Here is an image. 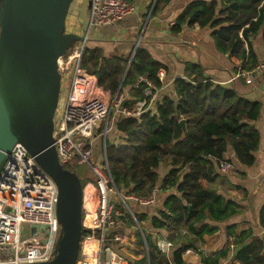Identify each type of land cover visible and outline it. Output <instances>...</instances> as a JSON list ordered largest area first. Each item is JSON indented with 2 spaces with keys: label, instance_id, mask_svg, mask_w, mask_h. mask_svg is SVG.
I'll use <instances>...</instances> for the list:
<instances>
[{
  "label": "trees",
  "instance_id": "trees-1",
  "mask_svg": "<svg viewBox=\"0 0 264 264\" xmlns=\"http://www.w3.org/2000/svg\"><path fill=\"white\" fill-rule=\"evenodd\" d=\"M171 1L158 0L153 14L160 4ZM184 26L210 29L216 49L245 62L244 67L251 70L259 63L254 44L257 38L261 37L264 46V0H195L178 17L172 32L178 35ZM130 59L105 57L103 49L89 44L82 68L114 95ZM161 69L166 67L140 45L120 93L131 90L132 96L143 99L147 85L138 84L141 77L156 90L161 89L163 83L157 78ZM186 78L176 79L174 92L160 95L141 116L119 118L117 130L122 143L113 145L107 140L110 175L120 194L148 198L157 191L156 202L149 206L127 199L132 203V215L124 212L127 226L141 228L146 235L141 242L142 257L126 260L128 264H186L183 255L193 248L202 256L203 264H264V239L252 230L239 237L230 260L228 249L200 252L196 247L204 236L217 233L222 228L219 224H227L241 211L242 206L225 195L224 186L235 187L231 177H245L241 171L258 163L262 134L257 123L264 117V99L252 101L233 85L210 81L199 63L186 64ZM131 103L126 106L131 107ZM215 159L226 160L238 173L223 175ZM163 168L169 170L161 178ZM161 190L168 192L165 197L159 195ZM138 207L151 213H141ZM259 220L264 230V204ZM236 229L235 224L227 225V236H235ZM162 232L175 245L169 257L157 246L155 234ZM182 235L194 238L184 245ZM112 250L116 253L114 246Z\"/></svg>",
  "mask_w": 264,
  "mask_h": 264
},
{
  "label": "built area",
  "instance_id": "built-area-1",
  "mask_svg": "<svg viewBox=\"0 0 264 264\" xmlns=\"http://www.w3.org/2000/svg\"><path fill=\"white\" fill-rule=\"evenodd\" d=\"M134 11L130 0H92L89 31L84 38L73 42L58 61L62 87L65 80L71 79L65 96L60 94L54 119V146L64 168L70 170L75 165H90L95 141L99 137L97 132L110 119L113 111L128 118L139 117L156 100L154 84L141 77L138 84L145 82L147 85L143 99L127 107V95L117 92L110 103L107 100L109 94L99 86L96 76L82 68L90 29L115 26ZM263 74L264 58L251 70L240 69L234 79L252 84L256 77ZM157 78L164 83L165 72L160 70ZM108 125L109 122L103 128L104 135L108 133ZM104 151V164L92 167L98 177L96 184L88 183L82 188L83 228L76 264H118V254L111 247L103 259L105 243L124 241L119 232H113L111 238L107 237V232L119 225L116 217L122 216L116 211L112 196H118L123 202L129 199L142 206L152 205L157 200V191L148 198L120 194L113 184L106 149ZM215 162L223 175L236 172L226 160L215 159ZM262 173L264 177V161ZM58 200L59 189L55 181L22 144H16L0 168V264H45L55 259L63 234L57 216ZM25 223L32 227V237L26 240L21 234ZM157 246L169 257L175 245L159 236Z\"/></svg>",
  "mask_w": 264,
  "mask_h": 264
},
{
  "label": "water",
  "instance_id": "water-1",
  "mask_svg": "<svg viewBox=\"0 0 264 264\" xmlns=\"http://www.w3.org/2000/svg\"><path fill=\"white\" fill-rule=\"evenodd\" d=\"M73 1L0 3V168L19 143L58 186L57 216L63 234L55 259L45 264H76L83 228L82 185L73 172L60 164L53 138L62 87L58 61L74 41L81 39L74 33H65ZM181 126L185 128V121ZM145 235L146 231L142 232L144 241Z\"/></svg>",
  "mask_w": 264,
  "mask_h": 264
},
{
  "label": "crops",
  "instance_id": "crops-1",
  "mask_svg": "<svg viewBox=\"0 0 264 264\" xmlns=\"http://www.w3.org/2000/svg\"><path fill=\"white\" fill-rule=\"evenodd\" d=\"M157 1L152 0L149 6L146 7L144 14L126 17L112 27L94 28L90 34L89 44L92 47L103 49L105 57L108 58H131L136 47L141 45L155 61L166 67V69H161L165 72L166 78L162 88L155 91L156 98L162 94L166 95L169 92H174V81L176 79H187V63H199L204 69V75L210 81L217 84L236 86L247 98L264 99V74L256 77L252 84H247L243 79H234L240 69H246L244 67L245 62L219 52L214 45L210 29H200L199 26L192 28L184 26L180 34L176 35L172 32V26L176 24L178 17L195 0H172L167 5L160 4L157 13L153 14ZM91 2L92 0H74L73 2V5L76 4L72 12L74 10V14L82 18L85 22L82 28L86 27V30L89 29L90 25ZM254 44H256L255 50L260 62L264 58V46L261 37L257 38ZM238 80H242L243 84H238ZM252 86H254L253 89H251ZM125 95L133 103L136 100H140L139 97L132 96L131 90L126 91ZM133 103H131V106ZM120 117L122 116L119 112L113 111L110 119L104 123L106 126L107 122H109L108 133L115 131L116 145L122 143V135L117 130V123ZM257 127L264 129V117L257 123ZM257 155V165L251 169L241 171L245 174V177L237 176L238 172L231 174L236 175L230 179L232 184L235 187H241L243 190H238L228 184L224 186L225 195L236 200L242 206L240 213L234 216L227 224H219V227L222 226V228L214 235L204 236L203 242L196 245L198 251L218 252L224 248L231 251L232 248L236 247L239 237L249 230H252L255 236L264 239V230L259 226V212L264 204V177L262 173L264 135ZM168 170V168L160 170L161 178L167 174ZM167 193L164 190L159 191L160 196L165 197ZM136 209L141 213H151L145 208L138 207ZM233 224L237 225L235 236L228 237L226 227ZM117 229L109 230L107 237L111 238L113 232H117ZM155 235L168 239L167 234L164 232ZM193 238L192 236L182 235L181 241L184 245H187ZM109 243L111 248L115 244L114 242ZM124 251L129 255L128 257L135 259H140L143 253V250H139V245L136 243H129ZM187 252L183 255L186 264H203L202 256L193 248L187 250ZM231 257L229 252L228 259L230 260ZM117 258L119 260V262L116 260L118 264H128L126 259L118 255ZM222 264H227V261L222 262Z\"/></svg>",
  "mask_w": 264,
  "mask_h": 264
},
{
  "label": "rangeland",
  "instance_id": "rangeland-1",
  "mask_svg": "<svg viewBox=\"0 0 264 264\" xmlns=\"http://www.w3.org/2000/svg\"><path fill=\"white\" fill-rule=\"evenodd\" d=\"M152 0H133V4L135 7V11L132 15H136L138 16L139 14H144L146 12V7L149 6L150 2ZM74 2V1H73ZM76 4V3H75ZM74 4V5H75ZM73 5V3H72ZM70 8L69 10V14L67 16L66 19V24H65V33H74L76 35H78L80 38H84L87 34V32L89 30H86V27L82 28L83 24L85 23L81 17H78L77 15H75L74 10L72 12V9L74 7V5ZM93 28L90 29V34L92 33ZM90 39V38H89ZM76 42V41H74ZM89 46V43L87 44ZM70 83H71V79L69 78L68 80H65L64 82V86L62 87V97L65 96L66 92L70 87ZM238 84H243L242 80H238ZM236 87V86H234ZM237 88V87H236ZM254 86L251 87V89H253ZM105 90V89H104ZM238 91H240L237 88ZM105 92H107L109 95L107 97L108 102H112V100L114 99L115 95L117 94H112L110 91L105 90ZM241 92V91H240ZM123 94L125 95V93L123 92ZM126 96V95H125ZM127 97V96H126ZM252 101H255L257 99L255 98H249ZM127 105V103L125 104ZM105 127V124H103V127L99 129V131L97 132L96 136H99L96 141H95V145H94V152H93V157L90 161V165L85 163L83 165H75L73 168H70L71 172H73L77 178L79 179L82 188L88 184V183H93L96 184L97 182V175L95 174L94 170L92 167H97V166H101L102 164H104V153H105V149H106V145H105V141L107 144V140L110 144L116 145L115 143V131L107 133L106 135H104V131L103 128ZM103 132V133H102ZM260 132L262 134V137L264 135V129L262 127H260ZM100 134H103L102 136H100ZM115 197V196H114ZM113 202L114 205L116 207V211L122 215V216H117L116 220L118 221V229L117 231H120L121 235H123L124 237V241L123 243H118V244H114V248L116 249V253H119V256H121V258L126 259V257H128L129 255H127V253L124 251L125 249H127V245L129 243H136L139 245V250H143V247L141 246V241L143 240L142 237V233H141V228H133V227H128L126 224V220L123 218L125 216H123L126 213H129L130 215H132V213H130L131 210V206L132 203L128 202L127 200L125 202H123L118 196L115 197V199L113 198ZM91 207L94 208V204H91ZM21 234H22V238L24 240L26 239H30L32 237V227L30 224H23L21 227ZM110 247V243H105L103 246V259L106 257V252L107 249ZM110 249V248H109ZM234 252V248L231 249L230 251V255L232 256ZM117 262H119V260H117Z\"/></svg>",
  "mask_w": 264,
  "mask_h": 264
},
{
  "label": "flooded vegetation",
  "instance_id": "flooded-vegetation-1",
  "mask_svg": "<svg viewBox=\"0 0 264 264\" xmlns=\"http://www.w3.org/2000/svg\"><path fill=\"white\" fill-rule=\"evenodd\" d=\"M3 2V0H0V3H2Z\"/></svg>",
  "mask_w": 264,
  "mask_h": 264
}]
</instances>
